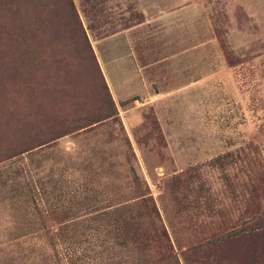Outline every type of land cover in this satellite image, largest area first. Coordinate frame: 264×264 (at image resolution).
I'll use <instances>...</instances> for the list:
<instances>
[{
	"label": "rangeland",
	"instance_id": "rangeland-1",
	"mask_svg": "<svg viewBox=\"0 0 264 264\" xmlns=\"http://www.w3.org/2000/svg\"><path fill=\"white\" fill-rule=\"evenodd\" d=\"M70 1L0 80V148L99 109L98 76L116 115L2 157L0 264H264V0Z\"/></svg>",
	"mask_w": 264,
	"mask_h": 264
},
{
	"label": "trees",
	"instance_id": "trees-1",
	"mask_svg": "<svg viewBox=\"0 0 264 264\" xmlns=\"http://www.w3.org/2000/svg\"><path fill=\"white\" fill-rule=\"evenodd\" d=\"M56 1L0 0V80L30 79L31 68L36 62L31 57V26H34L32 30L35 32L43 24H46L48 19L45 11L48 6L53 5ZM58 1L60 3L66 2L69 9L73 10L70 0ZM98 80L102 83L105 96V100L99 109L93 110L90 114L73 115L69 118L64 114L59 115L51 124L39 128L33 135L31 134L30 140H26L21 145L11 149L0 148V160L2 157L10 159L31 152L33 149L54 142L74 131L93 126L115 116L116 109L109 96L108 88L103 84L101 77L98 76ZM30 122L31 120L28 121L27 126V120L21 124L25 131L28 130ZM33 130L31 128V131ZM152 264H161V262ZM168 264H178V262L172 258Z\"/></svg>",
	"mask_w": 264,
	"mask_h": 264
},
{
	"label": "crops",
	"instance_id": "crops-1",
	"mask_svg": "<svg viewBox=\"0 0 264 264\" xmlns=\"http://www.w3.org/2000/svg\"><path fill=\"white\" fill-rule=\"evenodd\" d=\"M171 1V4L179 5L180 0H168Z\"/></svg>",
	"mask_w": 264,
	"mask_h": 264
}]
</instances>
